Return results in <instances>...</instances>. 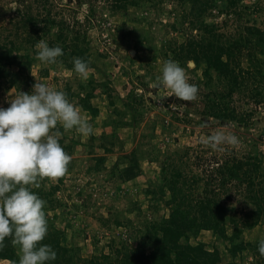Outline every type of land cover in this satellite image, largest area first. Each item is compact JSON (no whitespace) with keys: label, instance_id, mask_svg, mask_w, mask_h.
Returning a JSON list of instances; mask_svg holds the SVG:
<instances>
[{"label":"rangeland","instance_id":"374dc122","mask_svg":"<svg viewBox=\"0 0 264 264\" xmlns=\"http://www.w3.org/2000/svg\"><path fill=\"white\" fill-rule=\"evenodd\" d=\"M7 1L0 0V3ZM246 1L250 4L259 0ZM52 2L55 9L78 15L79 21L86 25L88 38L79 44L86 49L90 59L88 77L82 78L74 67L68 66L71 59L68 60L67 55L55 63H45L37 59L38 50L35 53L28 48L17 53L29 52L34 58L33 85L43 82L66 92L69 100L80 108L93 126L90 135H83L75 128L65 130L57 125L62 133L59 142L65 145V151L72 159L63 176L41 177L37 182L44 191L59 186L56 197L64 205L50 210L48 215L52 223L64 231L63 245L76 249L82 259L78 264H85L93 257L101 258L102 254L110 253L115 239L117 245L123 241L135 244L137 240L134 237L140 235L139 230H146L149 221L169 214L166 200L171 193L164 179L170 168L169 158L177 159L184 171L190 164L188 181L198 175L203 177L201 184L210 177L213 167L222 165L227 159H245L248 155L264 151V100L255 104L254 101L249 103L244 94L236 98L239 104L235 103L242 109H255L251 121L209 116L208 111L203 112L205 102L202 93L210 90L204 86L206 77L203 69L193 71L191 68L195 65L189 68L180 62L187 69L189 82L198 85L197 98L184 101L170 89L156 86L157 77L162 75L163 63L174 59V51L168 48L167 41H172L170 45L175 47L189 41L200 42L204 37L202 31L192 28L189 19H185L190 4L182 7L173 0L158 4L143 0L139 6H131L125 12H111L101 10L100 5L105 2L99 1L92 3L94 14H91L90 5L80 7L79 0ZM227 18L232 17L216 12L207 20L220 23L221 31L234 33L236 26L222 28ZM8 19L9 16L0 15V26L6 25ZM258 19V25L264 28V13ZM57 29L53 27L50 37L45 38L47 42L51 37L56 39ZM73 36L71 31L68 43L73 41ZM58 45L63 47L64 44ZM131 50H136V53L133 55ZM248 51L246 47L242 48L244 59ZM261 58V63H264V55ZM244 59L242 65L247 69L248 62ZM18 67L16 62L7 63L11 70ZM220 88L225 89L224 86ZM25 89L27 92L28 88ZM19 93L15 88H0V107H9L11 99ZM88 93H91L89 101L98 110L97 114L82 106L81 99ZM159 99L169 103L161 107L157 104ZM216 131L234 134L238 142L213 148L204 141ZM186 151L188 156L179 159ZM131 168L134 170L128 177L127 171ZM228 185L233 193L232 202L242 206V196L237 192L241 186H234L235 183ZM32 187L38 189V186ZM116 219L127 224L116 226L113 223ZM262 237V224L246 228L242 235L243 240L253 244ZM199 239L204 240L209 248L218 245L225 253L221 264L231 260L237 264H258L248 249L234 256L228 251L229 241L221 240L212 231L205 230ZM17 252L21 253L20 245H17ZM0 264L15 263L0 259Z\"/></svg>","mask_w":264,"mask_h":264},{"label":"trees","instance_id":"16d2710c","mask_svg":"<svg viewBox=\"0 0 264 264\" xmlns=\"http://www.w3.org/2000/svg\"><path fill=\"white\" fill-rule=\"evenodd\" d=\"M99 1L105 2L100 5L103 11L125 12L131 6H139L143 0H79V6L90 5V13L94 14L92 3ZM145 1L158 4L165 0ZM173 1L182 7L190 4L185 19H189L192 28L203 32L204 37L200 42L189 41L186 45L172 47V41H167L168 48L174 51L175 60L189 68V63L193 60L195 66L191 70L203 69L206 77L204 86L210 88L209 92L202 93L205 102L203 112L208 111L209 116L216 118L224 116L228 119L251 121L255 109H242L237 105L239 103L236 98L244 94V98H249V103L254 101L255 104L264 100V63H261L264 55V28L258 25V17L264 13V1L250 4L246 0ZM216 12L218 15L232 17L225 19V27L222 28L236 26L234 33L221 31L220 23L207 20ZM0 15L7 18L9 16L8 23L0 26V88H15L22 92H26L25 88H28L27 92L31 91L34 83V58L29 52L25 54L17 51L32 48L36 53L38 41L50 37L53 27L58 28L57 36L56 39L51 37L48 43L50 46L64 44L62 56L67 55L68 60L71 59L68 66L74 67L76 57L83 58L90 64L86 49L79 44L88 38L85 23L79 21L78 15L73 16L65 10L55 9L52 0H9L5 4L0 3ZM71 31L74 32L73 41L68 43ZM243 47L249 49L248 55H245L247 69L242 65ZM11 62L18 64L17 70L7 68V63ZM252 62L255 65H249ZM45 72L48 74V70ZM90 94L81 99L82 106L92 114H97L98 110L89 101ZM176 118L182 121L181 118ZM62 146L65 148L64 144ZM262 153L264 151L248 155L245 159H227L222 165L213 167L210 177L201 184L203 177L198 175L188 181L187 168L190 164L186 165L184 171L177 159L169 158L170 168L164 178L171 193L166 200L169 214L149 221L146 230H139L140 235L134 237L137 240L135 244L123 241L117 245L115 239L112 241L113 250L110 253L102 254L101 258L93 257L85 264H221L225 253L218 245L209 248L204 240L199 239L205 230L216 233L221 240L229 241L228 251L234 256L248 249L254 255L255 263L264 264V255L258 251L259 241L253 244L242 239L246 228L264 225ZM188 154V151L184 152L179 159ZM128 170V177H131L134 169ZM230 183L241 186L237 192L242 196V206H236L232 202L233 193L228 187ZM33 186H38V189L32 187V190L46 201L44 210L48 232L40 243L51 245L57 252L56 260L49 264H78L82 260L80 255L76 249L63 245L64 231L58 229L48 215L50 210L64 205L56 197L59 186L55 185L48 191L39 188L38 184ZM113 223L116 226L127 224L119 219ZM17 245L19 244L13 242L12 236L6 237L4 247L0 249V259L18 264L22 253L17 252ZM226 264H237V261L231 260Z\"/></svg>","mask_w":264,"mask_h":264},{"label":"clouds","instance_id":"9594fccd","mask_svg":"<svg viewBox=\"0 0 264 264\" xmlns=\"http://www.w3.org/2000/svg\"><path fill=\"white\" fill-rule=\"evenodd\" d=\"M36 48L37 59L45 63H55L64 54L61 46H50L43 39ZM74 70L86 79L89 62L74 58ZM160 71L157 87L170 89L184 101L197 98L198 85L189 82L187 69L179 61L168 59ZM57 125L83 135L93 132L67 93L43 82H36L30 92L20 91L9 107H0V249L5 238L12 236L21 247L18 264H49L57 258L51 245L40 243L48 232L46 201L32 190L39 178H57L67 172L72 157L59 142L62 133ZM204 142L218 148L238 140L234 134L216 131ZM258 251L264 255V237Z\"/></svg>","mask_w":264,"mask_h":264},{"label":"built area","instance_id":"2783aa9c","mask_svg":"<svg viewBox=\"0 0 264 264\" xmlns=\"http://www.w3.org/2000/svg\"><path fill=\"white\" fill-rule=\"evenodd\" d=\"M167 103H169V101H166L165 99H164V101H161L160 99H159V101H158V105H161V107H166V104Z\"/></svg>","mask_w":264,"mask_h":264},{"label":"water","instance_id":"95a60500","mask_svg":"<svg viewBox=\"0 0 264 264\" xmlns=\"http://www.w3.org/2000/svg\"><path fill=\"white\" fill-rule=\"evenodd\" d=\"M131 53L134 55L136 53V50H131ZM190 65L194 66L195 62L194 61H190Z\"/></svg>","mask_w":264,"mask_h":264}]
</instances>
